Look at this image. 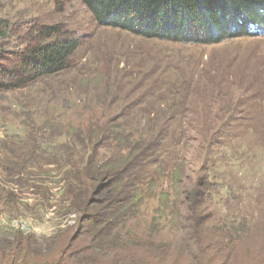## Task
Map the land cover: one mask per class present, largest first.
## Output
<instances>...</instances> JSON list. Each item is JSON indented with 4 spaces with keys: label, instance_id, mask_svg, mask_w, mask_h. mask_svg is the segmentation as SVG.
<instances>
[{
    "label": "rangeland",
    "instance_id": "1",
    "mask_svg": "<svg viewBox=\"0 0 264 264\" xmlns=\"http://www.w3.org/2000/svg\"><path fill=\"white\" fill-rule=\"evenodd\" d=\"M1 24L0 49L10 58L49 42L45 27L79 47L67 70L0 91V150L5 135H20L52 159L65 132L74 137L92 124L166 127L171 139L149 169L154 185L127 230L158 242L153 264H264V31L218 45L148 39L98 25L81 0H0ZM29 170L41 175L31 186L0 183L18 195L0 202V246L10 254L19 236L31 237L46 255L51 238L74 239L79 215L67 212L61 168Z\"/></svg>",
    "mask_w": 264,
    "mask_h": 264
},
{
    "label": "trees",
    "instance_id": "2",
    "mask_svg": "<svg viewBox=\"0 0 264 264\" xmlns=\"http://www.w3.org/2000/svg\"><path fill=\"white\" fill-rule=\"evenodd\" d=\"M81 2L98 25L148 39L218 45L255 37L254 34L264 31V0ZM1 27L2 24L0 40L6 36ZM40 34L50 41L36 43L15 58L0 49V91L25 88L70 67L78 41L71 37L56 39L61 34L56 26L45 27ZM106 125L92 124L74 137L72 132V136L65 132L68 140L52 159H43L37 154V140L31 149L20 135L3 137L0 169L4 175H0V183L31 186L41 175L33 174L30 167L58 166L63 171L60 178L63 197L72 208L67 212L75 211L79 215V228L74 239L62 245L61 240L56 244V238H51L54 248L48 249L46 255L40 254L39 248H31V237L19 236L18 246L9 247L10 254L7 247L0 246V264H153L152 261L160 259L161 255L156 254L157 241H137L127 228L141 214L146 194L155 181L149 169L159 164L157 154L169 143L172 133L166 127L114 126V121ZM40 132L46 133V128ZM53 132L63 137L61 127L54 128ZM79 136L82 137L75 138ZM180 184L186 187L185 183ZM209 184V177L201 179L202 193ZM17 198L14 192L0 190V202L13 203ZM32 241L40 245L37 240ZM51 244L46 242L47 246Z\"/></svg>",
    "mask_w": 264,
    "mask_h": 264
},
{
    "label": "bare ground",
    "instance_id": "3",
    "mask_svg": "<svg viewBox=\"0 0 264 264\" xmlns=\"http://www.w3.org/2000/svg\"><path fill=\"white\" fill-rule=\"evenodd\" d=\"M241 82V81H240Z\"/></svg>",
    "mask_w": 264,
    "mask_h": 264
}]
</instances>
